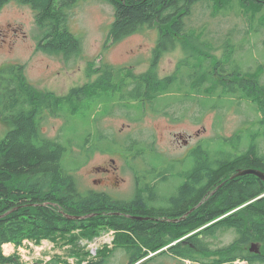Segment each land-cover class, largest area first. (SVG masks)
Instances as JSON below:
<instances>
[{
    "label": "trees",
    "instance_id": "obj_1",
    "mask_svg": "<svg viewBox=\"0 0 264 264\" xmlns=\"http://www.w3.org/2000/svg\"><path fill=\"white\" fill-rule=\"evenodd\" d=\"M8 1L28 5L36 13L37 26L46 30L39 50L62 53L67 61L80 53L79 40L64 24L69 8L77 0H0V5ZM103 1L113 6L108 36L111 41L148 27L157 30L150 68L140 75L126 68L90 69L89 76L99 78L64 97L34 89L25 82L22 68H15L20 82L17 80L9 92L0 88V116L11 126L0 138V264H21L16 248L24 241L39 244L43 240L71 246V255L78 259L76 264H109L117 251L124 254L122 264H157L164 257L193 264L240 259L248 264H264V181L254 175L229 179L239 169H261L264 173L263 156L217 161L212 170L199 177H189V172L179 170L175 176L183 181L161 202L153 194L146 198L138 194L130 201L114 200L107 194L79 192L74 178L60 165L64 148L45 140L38 124L44 110L60 112L62 105L76 110L78 101L91 100L105 88L133 101L154 100L164 94L169 97L173 87L186 79L190 92L240 96L252 102L264 126V85L260 83L264 65L241 71L232 60L235 48L229 46L230 42L225 46L232 50L217 59L212 55L213 47L200 40L204 31L188 28L185 21L193 7L202 2L213 15L239 8L251 27L258 20L259 28H264V0ZM178 41L186 57L172 75L158 79V58ZM226 64L228 69L224 68ZM231 142L221 141L224 145ZM203 148L197 150L206 151ZM169 166L160 168L151 180L160 178L156 183L160 185L167 179ZM229 230L236 236L231 244L209 247L208 238L217 239L218 234ZM100 231L114 232L111 248L88 260V253L78 247V241L92 240ZM77 232L81 237L75 236ZM7 244L15 248L10 256L3 255L2 248ZM251 244L259 248L258 254L250 253ZM51 264H58L57 259Z\"/></svg>",
    "mask_w": 264,
    "mask_h": 264
},
{
    "label": "rangeland",
    "instance_id": "obj_2",
    "mask_svg": "<svg viewBox=\"0 0 264 264\" xmlns=\"http://www.w3.org/2000/svg\"><path fill=\"white\" fill-rule=\"evenodd\" d=\"M208 7L197 3L185 21L188 28L204 31L200 40L213 47L212 55L222 59L226 50H232L225 46V42H230L229 46L235 48L232 60L241 71L264 65V28H259L258 20L251 27L239 8L215 16ZM113 14V6L103 0H77L69 8L64 24L79 40L80 53L67 61L62 53L39 50L46 30L37 26L36 13L28 5L16 1L0 5V88L9 92L17 80L20 82V76H16L19 68L28 85L57 97L96 81L99 75L89 76L90 69L126 68L136 75L147 72L158 40L157 30L148 27L111 41L108 36ZM185 57L178 41L158 58V79L172 75ZM226 65L224 68L228 69ZM182 81L173 87L169 97L164 94L144 101L122 98L117 91L105 88L91 100L78 101L76 110L69 105H62L60 112L44 110L38 122L39 132L45 140L64 148L60 165L74 178L79 192H101L122 201H130L138 194L144 198L153 194L161 202L183 181L175 176L179 170L189 172V177H199L212 170L217 161L264 157V126L259 123L262 116L255 104L240 96L190 92L188 81ZM260 83L264 85V71ZM10 129L0 116V138ZM222 139L232 142L224 145ZM199 146L206 151L197 150ZM168 166L165 181L157 185L160 178L151 180L160 168ZM101 168L110 172L104 173ZM249 170H236L229 179L243 177L242 173ZM79 234L75 236L81 237ZM113 234L100 231L92 240L80 239L78 247L88 253V260L96 259L97 252L111 248ZM235 238L229 230L207 241L215 249L231 244ZM2 249L4 256L15 252L11 244ZM248 249L252 254L259 253L255 244ZM16 251L21 264H51L55 259L58 264L78 261L71 255V246H63L61 241H24ZM158 261L157 264H193L165 257ZM123 262V252L117 251L109 264ZM223 264L248 263L240 259Z\"/></svg>",
    "mask_w": 264,
    "mask_h": 264
},
{
    "label": "water",
    "instance_id": "obj_3",
    "mask_svg": "<svg viewBox=\"0 0 264 264\" xmlns=\"http://www.w3.org/2000/svg\"><path fill=\"white\" fill-rule=\"evenodd\" d=\"M247 174H252V175H255L257 177H259L262 181H264V173L261 172V171H254V170H249V171H246V172H243L242 175H247ZM254 246V245H253ZM251 251H254L251 247L250 249Z\"/></svg>",
    "mask_w": 264,
    "mask_h": 264
},
{
    "label": "flooded vegetation",
    "instance_id": "obj_4",
    "mask_svg": "<svg viewBox=\"0 0 264 264\" xmlns=\"http://www.w3.org/2000/svg\"><path fill=\"white\" fill-rule=\"evenodd\" d=\"M98 169H99V168H96L95 170L98 171ZM101 169H102V168H101ZM102 170H103L104 173H108V172H110V169H107V168H104V169H102ZM92 181H93V182H99L98 180H95V179H93ZM100 193H101V192H100Z\"/></svg>",
    "mask_w": 264,
    "mask_h": 264
}]
</instances>
